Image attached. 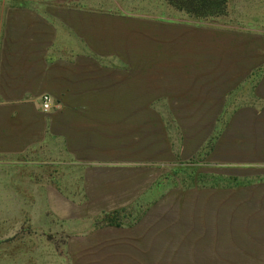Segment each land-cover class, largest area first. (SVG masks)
I'll list each match as a JSON object with an SVG mask.
<instances>
[{
  "label": "rangeland",
  "instance_id": "rangeland-1",
  "mask_svg": "<svg viewBox=\"0 0 264 264\" xmlns=\"http://www.w3.org/2000/svg\"><path fill=\"white\" fill-rule=\"evenodd\" d=\"M27 1L127 13L135 62H104L87 110L47 116L38 96L33 146L26 111L0 110V264H264V158L232 111L245 91L217 78L264 70V0L215 17L167 0ZM50 117L69 121L63 138L42 137Z\"/></svg>",
  "mask_w": 264,
  "mask_h": 264
},
{
  "label": "crops",
  "instance_id": "crops-1",
  "mask_svg": "<svg viewBox=\"0 0 264 264\" xmlns=\"http://www.w3.org/2000/svg\"><path fill=\"white\" fill-rule=\"evenodd\" d=\"M135 33V23L130 22L127 13L99 12L46 1H1L0 110H9L15 117L23 109L33 117L32 113L39 114L37 97L44 93L50 94L51 103L54 102L48 112L44 111L47 116L62 110H87L83 96L92 86L103 87L104 62L134 64ZM94 63L100 65L92 70ZM109 71L112 78L111 67ZM129 78L128 68L127 88ZM217 78L226 80L224 84H229L230 89L245 91L239 106L232 111L238 112L241 135L245 134L250 143V158H264L259 149L264 143V70L227 72ZM26 113L24 133L29 139L24 142L33 146L41 137V121L27 118ZM42 123V137L63 138V132L56 127H65L69 121L50 117ZM75 123L74 126H81ZM0 129L9 132L7 127Z\"/></svg>",
  "mask_w": 264,
  "mask_h": 264
},
{
  "label": "trees",
  "instance_id": "trees-1",
  "mask_svg": "<svg viewBox=\"0 0 264 264\" xmlns=\"http://www.w3.org/2000/svg\"><path fill=\"white\" fill-rule=\"evenodd\" d=\"M174 8L189 15L215 17L226 13L227 0H167Z\"/></svg>",
  "mask_w": 264,
  "mask_h": 264
},
{
  "label": "built area",
  "instance_id": "built-area-1",
  "mask_svg": "<svg viewBox=\"0 0 264 264\" xmlns=\"http://www.w3.org/2000/svg\"><path fill=\"white\" fill-rule=\"evenodd\" d=\"M52 102V97L50 94L44 93L41 95V108L46 111L50 108Z\"/></svg>",
  "mask_w": 264,
  "mask_h": 264
}]
</instances>
